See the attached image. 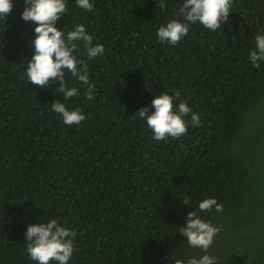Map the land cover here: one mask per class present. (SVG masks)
Returning a JSON list of instances; mask_svg holds the SVG:
<instances>
[{"label": "trees", "instance_id": "16d2710c", "mask_svg": "<svg viewBox=\"0 0 264 264\" xmlns=\"http://www.w3.org/2000/svg\"><path fill=\"white\" fill-rule=\"evenodd\" d=\"M0 20V264H37L26 252L30 224L56 219L76 233L68 264H186L204 253L179 232L188 212L221 227L207 254L217 264H264V62L249 53L264 34V0H233L216 31L200 23L175 45L158 40L161 25L183 21L184 0H90L87 11L66 0L56 26L65 36L83 24L104 53L88 59L95 84L65 72L79 94L67 101L28 82L35 27L11 0ZM186 101L201 121L187 134L157 141L141 107L164 92ZM81 109L68 126L55 101ZM189 198L190 205L181 199ZM215 198L223 212L200 211ZM56 264V262H50Z\"/></svg>", "mask_w": 264, "mask_h": 264}, {"label": "clouds", "instance_id": "9594fccd", "mask_svg": "<svg viewBox=\"0 0 264 264\" xmlns=\"http://www.w3.org/2000/svg\"><path fill=\"white\" fill-rule=\"evenodd\" d=\"M77 5L87 11L93 10L90 0H76ZM25 8L21 14L24 21H31L36 25L35 38L31 41L34 53L29 60L26 69L28 82L41 88H48L50 82H58L55 91L63 94L67 101L79 94L76 87H67L65 72L75 77L79 82L87 86L86 98L95 99L93 90L95 84L89 79L88 64L78 59L74 52L83 43L88 59H93L104 53V45H93V37L85 30L83 24H77L73 30L65 36L56 22L67 13L66 0H24ZM161 11L166 7L164 0H158ZM233 0H184L179 8V14L183 21L172 19L166 26L161 25L157 30L158 40L175 46L189 33L191 24L200 23L210 31H216L229 21L230 9ZM12 10L11 0H0V20ZM256 47L249 53V59L254 67L259 68L264 62V34L255 36ZM180 97V92L173 95L164 92L157 95L149 107H141L136 113L139 118L146 121L148 128L152 130L153 138L157 141L166 140L168 137L177 139L187 134L188 122L184 117L191 113L193 127L200 126L201 121L196 113H192L186 101L178 105L174 110L173 100ZM52 110L62 116V122L68 126L79 125L86 119L81 109L69 110L64 103L58 100L51 104ZM184 204L190 205L189 198H182ZM200 211L223 212V205L215 198H206L199 205ZM221 227L211 225L202 220L195 211L188 212L186 221L179 232L187 238L191 248H198L204 254L197 259L192 257L186 264H217L215 256L207 254L208 249L214 243V238L220 233ZM76 233L66 227H62L56 219H49L46 223L30 224L25 232L26 252L37 264H68L74 252L73 240Z\"/></svg>", "mask_w": 264, "mask_h": 264}]
</instances>
